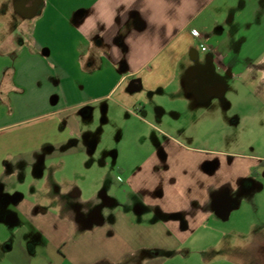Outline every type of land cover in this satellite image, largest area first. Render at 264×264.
Here are the masks:
<instances>
[{
	"label": "crops",
	"instance_id": "0c3cea01",
	"mask_svg": "<svg viewBox=\"0 0 264 264\" xmlns=\"http://www.w3.org/2000/svg\"><path fill=\"white\" fill-rule=\"evenodd\" d=\"M10 8L20 22L18 39L0 42V264H13L17 248L32 264H156L152 251L172 252L214 213L227 217L230 192L264 178V47L250 49L264 40V0H37ZM227 11L233 32L221 20ZM209 24L217 32L192 35ZM154 99L158 122L201 124L194 136L173 127L179 137L217 143L194 148L147 122L140 112ZM99 107L122 122L142 120L158 140L121 156L107 147L109 158L93 161L96 146L77 139L80 117ZM81 152L91 169L120 172L135 200L101 192L116 207L102 215L76 205L72 214L43 210L18 191L20 168ZM48 186L39 191L45 204L82 195Z\"/></svg>",
	"mask_w": 264,
	"mask_h": 264
},
{
	"label": "rangeland",
	"instance_id": "374dc122",
	"mask_svg": "<svg viewBox=\"0 0 264 264\" xmlns=\"http://www.w3.org/2000/svg\"><path fill=\"white\" fill-rule=\"evenodd\" d=\"M13 1L0 0V42L11 36L14 43L19 36L16 30L20 17L16 11L10 8ZM229 18L228 11L221 16V20L225 23V29L233 32L237 29V24H229L226 21ZM217 26L216 24H209L195 30L201 37L207 31L217 32ZM22 31L23 34L27 32L25 25H23ZM262 32L264 39V28ZM262 41V43L257 42V44L250 45V49L260 50L264 47V40ZM251 43L252 40L248 44ZM157 100L154 99V102H149L145 111L140 112V116L144 117L147 122L155 125L160 131L177 137L179 142H186L194 148H209L214 145L216 140L212 138L194 137L191 142H187V140L179 137L177 132H174L173 127L181 131L182 128L185 130L188 128V132L194 136V130L201 126L200 123L192 122V124L187 125L184 120H180L181 122L178 123L169 119L158 122L152 115L160 109L159 100ZM163 109H165L166 115H169V109L166 105ZM101 110L99 107V110L95 111L89 118L80 117L79 123L82 133L79 139L76 138L85 143L88 149L96 146L91 157L93 161L98 160L99 157L109 158V154L106 153L107 147H112L115 149L113 154L121 156L125 148L133 147L132 149L139 148L144 151V148L150 146L149 144L158 140V138L154 139L153 137L154 134L156 136V132L142 120L129 117L126 119V123L122 122L118 114L107 117V114L103 115ZM248 116L255 117L251 113ZM235 128L236 126L233 129L235 130ZM165 137L164 134L159 135V141ZM74 144L75 142L72 145ZM87 154L85 152L73 154L65 157L64 161L58 158H52L48 161L43 160L42 157L39 158L36 167L27 170L20 168L21 172L17 181L19 190H17L25 198L42 201L43 210L51 209L60 212L71 210L72 214H74L72 210L75 209L74 206L76 205L83 211L100 209L102 215H105L111 207H116L104 205L100 196L101 192L116 200H121L122 196L131 197L130 200L133 202L135 197L132 194L130 196L121 184V173L111 168L103 171L91 169L88 166L91 161ZM250 154L256 155L257 153L250 151ZM48 165L50 167H47ZM99 178H101L100 186L97 183ZM47 182L50 189L59 188L60 192L67 193V191H73L76 188L82 190V195L80 198L71 199L67 194L65 201L58 204H53V201H46L45 204L46 195L44 194L41 198L39 191L46 188ZM245 185L230 192L232 209L227 217L222 218L214 213L206 219L204 227L195 232L187 242H182L172 252L161 250L155 256L154 253L157 251H152V258L158 259L156 264H264V178H249ZM35 193L36 195H34ZM160 242L163 243V241ZM13 255L15 257L13 264H32L33 260L27 252L17 248Z\"/></svg>",
	"mask_w": 264,
	"mask_h": 264
},
{
	"label": "flooded vegetation",
	"instance_id": "af4514ba",
	"mask_svg": "<svg viewBox=\"0 0 264 264\" xmlns=\"http://www.w3.org/2000/svg\"><path fill=\"white\" fill-rule=\"evenodd\" d=\"M35 1H37V0H14L12 2V5H14V6H23L27 10L29 5L32 6L35 3ZM26 2H27V4H26ZM95 217H96V212H93L88 217H82V218L84 220H87V219L95 218Z\"/></svg>",
	"mask_w": 264,
	"mask_h": 264
},
{
	"label": "built area",
	"instance_id": "2783aa9c",
	"mask_svg": "<svg viewBox=\"0 0 264 264\" xmlns=\"http://www.w3.org/2000/svg\"><path fill=\"white\" fill-rule=\"evenodd\" d=\"M192 35H193L194 37H198V36H199V34L197 33L196 30H193ZM201 49H202V50H206V46H205V45H201Z\"/></svg>",
	"mask_w": 264,
	"mask_h": 264
},
{
	"label": "trees",
	"instance_id": "16d2710c",
	"mask_svg": "<svg viewBox=\"0 0 264 264\" xmlns=\"http://www.w3.org/2000/svg\"><path fill=\"white\" fill-rule=\"evenodd\" d=\"M264 165V161L261 162Z\"/></svg>",
	"mask_w": 264,
	"mask_h": 264
}]
</instances>
